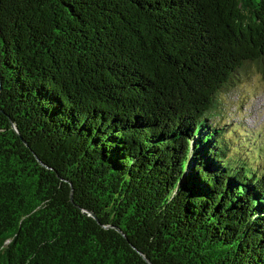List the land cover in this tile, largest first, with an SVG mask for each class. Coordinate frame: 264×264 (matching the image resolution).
Returning <instances> with one entry per match:
<instances>
[{"label":"trees","instance_id":"obj_1","mask_svg":"<svg viewBox=\"0 0 264 264\" xmlns=\"http://www.w3.org/2000/svg\"><path fill=\"white\" fill-rule=\"evenodd\" d=\"M253 67L264 0H0V264H264Z\"/></svg>","mask_w":264,"mask_h":264},{"label":"rangeland","instance_id":"obj_2","mask_svg":"<svg viewBox=\"0 0 264 264\" xmlns=\"http://www.w3.org/2000/svg\"><path fill=\"white\" fill-rule=\"evenodd\" d=\"M218 104V123L231 139L238 135L236 142L248 150L246 174L255 180L264 176V71L248 70Z\"/></svg>","mask_w":264,"mask_h":264},{"label":"water","instance_id":"obj_3","mask_svg":"<svg viewBox=\"0 0 264 264\" xmlns=\"http://www.w3.org/2000/svg\"><path fill=\"white\" fill-rule=\"evenodd\" d=\"M91 216L96 219V216L94 214L91 213Z\"/></svg>","mask_w":264,"mask_h":264}]
</instances>
